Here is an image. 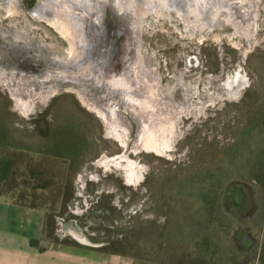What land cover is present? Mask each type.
Listing matches in <instances>:
<instances>
[{
	"label": "rangeland",
	"instance_id": "obj_1",
	"mask_svg": "<svg viewBox=\"0 0 264 264\" xmlns=\"http://www.w3.org/2000/svg\"><path fill=\"white\" fill-rule=\"evenodd\" d=\"M174 1L184 11L149 1L139 17L95 0L98 25L81 15L62 37L32 14L39 0H0V114L37 173L6 195L34 210L0 201V264H39L34 252L53 264H155L208 194L242 243L263 242L253 176L264 174V0H244L230 21L224 7L202 16L207 0ZM58 143L73 160L55 156ZM42 180L51 185L35 189ZM74 222L91 246L65 232Z\"/></svg>",
	"mask_w": 264,
	"mask_h": 264
},
{
	"label": "trees",
	"instance_id": "obj_2",
	"mask_svg": "<svg viewBox=\"0 0 264 264\" xmlns=\"http://www.w3.org/2000/svg\"><path fill=\"white\" fill-rule=\"evenodd\" d=\"M10 134L9 126L0 114V196H6L18 187L17 179H15L17 175L25 177V173H28L29 177L23 180V186L26 189L37 181L36 170L31 165V156L24 152L25 148H20V155L15 152L18 147L14 144ZM74 150L75 148L66 143H58L53 152L57 158L64 161L70 160ZM73 159L72 157L71 160ZM20 162L24 163L22 173L18 167ZM254 173L253 180L264 185V174L257 167ZM42 174L40 173V176ZM41 183L38 182L35 189L46 190L51 185L50 181L42 180ZM58 191L57 197L61 195V189ZM28 199L27 195L22 197L23 202L20 206L35 209V206L28 204ZM203 199L205 203L199 210L185 215L181 223H178L176 229L178 232L182 231V234L174 236L173 239L164 238L166 241L163 239L160 246L165 252L162 255L158 254L157 259L154 260L155 264H163L168 257L171 258L173 264H264V240L258 244L249 238L242 243L240 233L243 232V228L233 220L217 215L219 206L216 203L212 204L209 194L204 195ZM41 207L45 209V204ZM231 234L234 236L229 240L228 237ZM168 243L175 248L166 249L165 246L169 245Z\"/></svg>",
	"mask_w": 264,
	"mask_h": 264
},
{
	"label": "bare ground",
	"instance_id": "obj_3",
	"mask_svg": "<svg viewBox=\"0 0 264 264\" xmlns=\"http://www.w3.org/2000/svg\"><path fill=\"white\" fill-rule=\"evenodd\" d=\"M104 1L106 3V0H98L99 3L102 2L103 4H104ZM138 1L142 2V4H137L136 3L137 0H119V4L118 5H120V7H119L120 9H122L124 12H126L128 14H131V16H132V14L133 15H135V14L137 15L138 14L139 17L144 15L143 13H141L143 11V8L144 9L150 8L151 5L149 4V1L154 2L156 6H159L158 3L162 2L163 4H160V6L164 7V5H165V6L173 8L174 10H177V11H180V12L184 11L183 9H185V6L182 5V4H180V6L179 5L175 6L173 4V3H175V1L173 2L171 0H168V1L167 0H160V2H158L159 0H145V2H144V0L143 1L138 0ZM147 1H148V3H147ZM171 2H173V3H171ZM80 3H81L80 6L83 5L82 6L83 9H79L78 10L79 12H76L77 4L74 2V0H64V5H61L59 7V8L64 9V10H62V13L59 14V13L55 12L54 10H51L48 7H46L44 4L42 5L39 2L37 8H35V10H33L32 14H34L36 16L37 15L46 16L47 20H44V22L47 23V25L50 26L52 29H54L57 33L61 34L62 37H65L62 29L66 28V27L70 28L71 25H74V24H77L79 26V28L82 27V26L79 25L81 21H78L79 22L78 23L77 19L82 20L81 19V17H82L81 15H86L85 14V12H86L85 11V6H87V4H90V7H92V8L88 9L90 14L88 12H86L88 14V16L86 15L87 17L86 16H83V17L87 18L85 20H88V18H91V19H89V21L91 23L90 28H95V26L98 25L97 21L95 22V17H94L97 14L96 9L94 7L95 0H81ZM243 3H244V0H241V1H239V0H207L206 4H208V5H206V8L204 10V11H206L207 15H204L203 12H202V16H204V17L207 16L210 19H215L216 20L218 12H220L221 11L220 9H222L224 7L223 10H225L227 15L224 14L225 12L221 11V13L224 14V15H221V16H223L225 20L230 21V18H229L230 16L234 17V16H236V13L237 14L240 13L239 11H241V10H238L239 9V5L241 6V4H243ZM103 6L104 5H102V7ZM140 8L142 9V11H141ZM153 8L154 7L152 6V9ZM109 9H110V7H109ZM1 10H3V9H1ZM113 10H115V9H113ZM193 12L195 13L194 10H193ZM214 12H217V15L215 16V18L212 17ZM0 13H1V11H0ZM7 19L8 18H6V20ZM71 31L72 32L70 34L69 33L68 34L71 35V37H73V38L77 37L78 34L76 35V32H74L73 30H71ZM80 32H81V30H80ZM81 33L84 34V32H81ZM67 37H69V36L67 35ZM69 235H72L73 237H76L74 234H69ZM80 237H82V238H80L79 240L77 239L78 237H76L75 239L78 240L81 244H84V245H87V246L88 245L91 246L92 243L90 241H88L85 237H83V235L80 236ZM83 240H85L86 242H84Z\"/></svg>",
	"mask_w": 264,
	"mask_h": 264
},
{
	"label": "flooded vegetation",
	"instance_id": "obj_4",
	"mask_svg": "<svg viewBox=\"0 0 264 264\" xmlns=\"http://www.w3.org/2000/svg\"><path fill=\"white\" fill-rule=\"evenodd\" d=\"M171 1H173L174 2V0H171ZM173 2H171V3H173ZM175 4H177V3H175ZM174 4V5H175ZM186 7V6H185ZM2 8L0 7V11L1 12H3L4 10H1ZM85 14L88 16V14L85 12ZM86 16V17H87ZM85 17V18H86ZM85 18H84V20H85ZM86 22H87V24H88V26L90 27L91 26V23H90V21H88V20H85ZM86 25V24H85ZM87 27V26H86ZM73 225H74V227L73 226H71V225H67V226H65V232H67L68 234H74L76 237H78L77 239L79 240L80 238H82V237H80V236H82L83 235V237H85L87 240H88V238H87V236L83 233V231L79 228V226L78 225H76V223L74 222V223H72ZM80 235V236H79ZM72 236V235H71ZM76 237H74V238H76ZM84 242H86L85 240H83ZM88 241H90V240H88ZM91 242V241H90ZM82 245H84V244H82Z\"/></svg>",
	"mask_w": 264,
	"mask_h": 264
},
{
	"label": "crops",
	"instance_id": "obj_5",
	"mask_svg": "<svg viewBox=\"0 0 264 264\" xmlns=\"http://www.w3.org/2000/svg\"><path fill=\"white\" fill-rule=\"evenodd\" d=\"M2 199H4L7 203H8V205H12L13 203L9 200V198L8 197H6V196H0V201L2 200ZM13 205H18V204H13ZM18 206H20V205H18ZM26 209H28V210H34V209H29V208H26ZM1 219V218H0ZM53 245V244H52ZM59 249H64V248H61V247H59ZM34 254L36 255V257L38 258V260H39V264H53L54 263V261L52 260V256H49L50 257V259H51V261L50 262H48V252H45V253H38V252H34ZM118 264H121L120 262H118Z\"/></svg>",
	"mask_w": 264,
	"mask_h": 264
},
{
	"label": "water",
	"instance_id": "obj_6",
	"mask_svg": "<svg viewBox=\"0 0 264 264\" xmlns=\"http://www.w3.org/2000/svg\"><path fill=\"white\" fill-rule=\"evenodd\" d=\"M81 1V0H80ZM39 2L43 5H46L47 4H53V5H57V6H61V5H64V0H39ZM195 2L197 3H204L205 0H196Z\"/></svg>",
	"mask_w": 264,
	"mask_h": 264
}]
</instances>
